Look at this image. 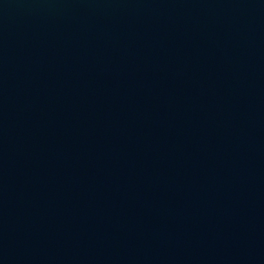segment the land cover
Here are the masks:
<instances>
[{
  "label": "water",
  "instance_id": "1",
  "mask_svg": "<svg viewBox=\"0 0 264 264\" xmlns=\"http://www.w3.org/2000/svg\"><path fill=\"white\" fill-rule=\"evenodd\" d=\"M0 264H264V0H0Z\"/></svg>",
  "mask_w": 264,
  "mask_h": 264
}]
</instances>
